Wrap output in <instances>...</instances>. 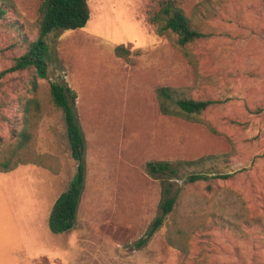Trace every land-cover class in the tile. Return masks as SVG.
<instances>
[{
	"label": "rangeland",
	"instance_id": "rangeland-1",
	"mask_svg": "<svg viewBox=\"0 0 264 264\" xmlns=\"http://www.w3.org/2000/svg\"><path fill=\"white\" fill-rule=\"evenodd\" d=\"M41 1L0 0V71L37 36ZM159 1L88 0L84 27L48 35L49 78H0V160L30 132L25 162L0 173V264H264V225L252 220L264 215V0H177L209 34L184 47L149 22ZM54 80L77 93L86 163L75 225L61 234L48 218L77 162L50 100ZM163 86L220 103L191 119L165 114ZM151 161L182 162L183 178L150 176ZM191 173L232 176L187 183ZM163 182L179 194L184 234L176 235L187 251L167 241L172 216L137 245L160 213ZM223 206L226 219L216 215ZM233 209L247 221L229 225Z\"/></svg>",
	"mask_w": 264,
	"mask_h": 264
},
{
	"label": "trees",
	"instance_id": "trees-1",
	"mask_svg": "<svg viewBox=\"0 0 264 264\" xmlns=\"http://www.w3.org/2000/svg\"><path fill=\"white\" fill-rule=\"evenodd\" d=\"M159 2V9L148 14V20L156 27L158 34H175L176 40L174 42L180 47L187 46L209 36L208 33L203 32L193 24L192 19L180 7L177 0H160ZM5 13V6L0 5V18L4 17ZM89 18L88 0H42L37 21V36L33 39L24 38V51L13 59L9 67L0 71V78L10 73L25 71L32 73L34 83L37 82V79L49 78V71L55 64L56 56L48 42V35L58 30L82 28L87 24ZM115 52L120 57L128 58L130 50L125 46H118L115 48ZM186 89L184 87H159L157 89V97L161 111L165 114L179 115L191 119L193 115L201 114L220 103L219 100L212 98H195L186 93ZM49 94L50 100L63 113L72 159L77 162L76 171L70 180L68 188L59 194L48 218L50 230L53 233L61 234L69 231L75 225L85 183V143L75 110L77 93L63 81L54 80L50 82ZM173 103L176 104L174 109L170 107ZM36 106L38 109L40 108L39 103H36ZM19 135L21 139L18 144L10 150V154L7 157L0 160V173L11 171L25 162L21 153L30 139V132L28 129H24ZM203 160L204 158L192 162L202 163ZM183 167L182 162L173 164L169 161H151L147 163L146 171L152 177L168 175L169 178L174 179L178 176L183 178L179 175V171ZM231 176V173H217L214 175L191 173L185 177L184 181L195 183L210 179H227ZM162 184L164 197L160 203V213L137 245L145 244L163 227L166 219L172 216L174 217L173 229L167 234V241L171 245L187 251L184 239L182 240L179 235H176L184 234L182 219L180 217L178 219L179 194L173 192L171 185H166L165 182ZM208 188L211 189V184H208ZM225 207L223 206L219 210V214H216L221 219H226L223 215L226 210ZM176 213L177 216H174ZM239 220L247 221L244 213L238 209H233L232 212L229 211V225H239L237 222ZM252 220L259 225H264V215L253 216Z\"/></svg>",
	"mask_w": 264,
	"mask_h": 264
}]
</instances>
